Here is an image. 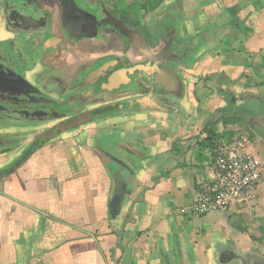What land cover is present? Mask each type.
<instances>
[{
  "label": "crops",
  "instance_id": "1",
  "mask_svg": "<svg viewBox=\"0 0 264 264\" xmlns=\"http://www.w3.org/2000/svg\"><path fill=\"white\" fill-rule=\"evenodd\" d=\"M172 1L174 37L147 24L131 48L174 74L163 100L63 133L0 177V264L264 263L240 254L239 207L182 211L212 177V124L242 111L264 127V0Z\"/></svg>",
  "mask_w": 264,
  "mask_h": 264
},
{
  "label": "flooded vegetation",
  "instance_id": "2",
  "mask_svg": "<svg viewBox=\"0 0 264 264\" xmlns=\"http://www.w3.org/2000/svg\"><path fill=\"white\" fill-rule=\"evenodd\" d=\"M124 7L107 0H0V109L18 125H35L34 149L141 107L150 93L163 100L172 86L157 81L164 63L132 61V44L146 45V35Z\"/></svg>",
  "mask_w": 264,
  "mask_h": 264
},
{
  "label": "rangeland",
  "instance_id": "3",
  "mask_svg": "<svg viewBox=\"0 0 264 264\" xmlns=\"http://www.w3.org/2000/svg\"><path fill=\"white\" fill-rule=\"evenodd\" d=\"M110 5L116 4L129 9V18L133 27L137 30L145 28L148 25L149 30L159 35L165 43L169 42L170 37L174 35L170 31L178 28L180 14L173 11L172 0H107ZM163 2V3H162ZM187 5V4H186ZM158 8V9H157ZM126 13V14H128ZM154 22V23H153ZM151 27V29H150ZM161 28V29H160ZM173 33V32H172ZM146 35V34H145ZM151 49H156L157 42L151 41ZM168 44H166L167 46ZM149 49V48H148ZM177 87V86H175ZM234 109V108H233ZM235 111V110H234ZM233 116L222 118L211 127L216 136L223 138L246 137L248 139L249 151L264 162V127L256 129L251 121L244 117L242 111ZM225 119V120H224ZM34 124L23 122L18 125L13 121V115L7 109H0V167L6 168L12 166L29 155L34 150L35 144H32L35 134ZM210 127V128H211ZM40 131L39 127L35 130ZM39 144L36 145L38 147ZM31 146V147H30ZM264 184V176L259 184ZM189 206L182 208V211L190 215ZM234 216L230 217L229 224L235 230V233L244 235V249L240 252L242 257L251 256L264 261V185L261 189L253 192L248 203L243 207L237 208ZM193 217V216H190ZM216 231V230H214ZM212 239L220 237L219 232H214ZM175 264H183L182 259Z\"/></svg>",
  "mask_w": 264,
  "mask_h": 264
},
{
  "label": "built area",
  "instance_id": "4",
  "mask_svg": "<svg viewBox=\"0 0 264 264\" xmlns=\"http://www.w3.org/2000/svg\"><path fill=\"white\" fill-rule=\"evenodd\" d=\"M212 160V177L196 191L189 208L192 216L242 206L264 176V162L250 153L245 137L217 142Z\"/></svg>",
  "mask_w": 264,
  "mask_h": 264
},
{
  "label": "trees",
  "instance_id": "5",
  "mask_svg": "<svg viewBox=\"0 0 264 264\" xmlns=\"http://www.w3.org/2000/svg\"><path fill=\"white\" fill-rule=\"evenodd\" d=\"M215 138H216L215 133H214L213 131H211L210 134L208 135L207 139H206V143L209 144L210 148H212V147L214 148V142H215V141H213V140H214ZM213 148H212V149H213ZM30 153H31V151H30ZM30 153H29V154H30ZM27 157H28V156H26V157H24V158H21L19 161L15 162V163H14L12 166H10V167L0 168V177H4V176L10 174V173L13 171V169H14L16 166H18L20 163H22V162L24 161V159H26Z\"/></svg>",
  "mask_w": 264,
  "mask_h": 264
},
{
  "label": "water",
  "instance_id": "6",
  "mask_svg": "<svg viewBox=\"0 0 264 264\" xmlns=\"http://www.w3.org/2000/svg\"><path fill=\"white\" fill-rule=\"evenodd\" d=\"M157 76V81H160L162 85H170L175 82L174 74L166 67L160 69Z\"/></svg>",
  "mask_w": 264,
  "mask_h": 264
}]
</instances>
